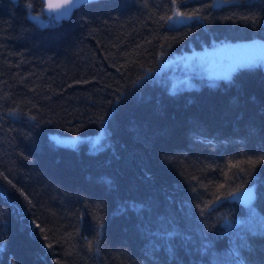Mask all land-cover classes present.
Returning a JSON list of instances; mask_svg holds the SVG:
<instances>
[{
	"label": "trees",
	"instance_id": "1",
	"mask_svg": "<svg viewBox=\"0 0 264 264\" xmlns=\"http://www.w3.org/2000/svg\"><path fill=\"white\" fill-rule=\"evenodd\" d=\"M217 1L0 0V264H264V65L170 88L179 55L264 39V0Z\"/></svg>",
	"mask_w": 264,
	"mask_h": 264
},
{
	"label": "rangeland",
	"instance_id": "2",
	"mask_svg": "<svg viewBox=\"0 0 264 264\" xmlns=\"http://www.w3.org/2000/svg\"><path fill=\"white\" fill-rule=\"evenodd\" d=\"M218 3L224 0H218ZM33 18L40 22H50L54 18L51 15H33ZM182 17L177 15L175 22L182 21ZM250 41L233 42L230 44L220 45L217 47L198 48L179 55L174 61V71L170 80L171 90L176 91L184 87L199 85V80L203 77L211 80L217 78H229L232 73L239 67L245 65H264V54L249 50ZM204 50L201 55L197 51ZM222 51H230L229 54H222ZM51 137L62 144L78 145L81 142H88L89 145L98 146L101 142V135L94 134L89 136L83 135H60L51 134Z\"/></svg>",
	"mask_w": 264,
	"mask_h": 264
},
{
	"label": "water",
	"instance_id": "3",
	"mask_svg": "<svg viewBox=\"0 0 264 264\" xmlns=\"http://www.w3.org/2000/svg\"><path fill=\"white\" fill-rule=\"evenodd\" d=\"M44 2V12L47 15H53L56 20H63L69 18L73 11L80 5L91 0H85L83 3H77V0H42ZM57 5H66V7L57 8ZM250 51L260 52L264 54V39L254 40L250 43ZM203 55L204 50L197 51ZM230 51H222V54H229ZM256 197L254 185H250L235 191L231 195V199L243 205H250Z\"/></svg>",
	"mask_w": 264,
	"mask_h": 264
},
{
	"label": "snow or ice",
	"instance_id": "4",
	"mask_svg": "<svg viewBox=\"0 0 264 264\" xmlns=\"http://www.w3.org/2000/svg\"><path fill=\"white\" fill-rule=\"evenodd\" d=\"M83 2H85V0H77V3H83ZM56 7L61 8V7H66V5H57ZM176 15H183V14L177 13ZM169 19H171V17Z\"/></svg>",
	"mask_w": 264,
	"mask_h": 264
},
{
	"label": "bare ground",
	"instance_id": "5",
	"mask_svg": "<svg viewBox=\"0 0 264 264\" xmlns=\"http://www.w3.org/2000/svg\"><path fill=\"white\" fill-rule=\"evenodd\" d=\"M34 14H32V16H33Z\"/></svg>",
	"mask_w": 264,
	"mask_h": 264
}]
</instances>
